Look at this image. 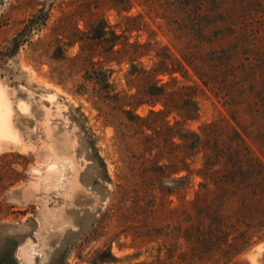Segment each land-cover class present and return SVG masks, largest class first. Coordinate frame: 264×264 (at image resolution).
Instances as JSON below:
<instances>
[{
    "label": "rangeland",
    "instance_id": "1",
    "mask_svg": "<svg viewBox=\"0 0 264 264\" xmlns=\"http://www.w3.org/2000/svg\"><path fill=\"white\" fill-rule=\"evenodd\" d=\"M0 91V264H264V0H0Z\"/></svg>",
    "mask_w": 264,
    "mask_h": 264
},
{
    "label": "trees",
    "instance_id": "2",
    "mask_svg": "<svg viewBox=\"0 0 264 264\" xmlns=\"http://www.w3.org/2000/svg\"><path fill=\"white\" fill-rule=\"evenodd\" d=\"M106 28H107V23L105 20H99L98 22L96 21L95 23H93L90 26V29H89L87 36L92 41H97L98 43H106V42L108 43L110 50L98 53V55L100 58H104V59H106V61H109L110 56L114 53H119L120 49H113V47L117 44L116 41H117L118 35H116L112 31L110 33V37H108ZM136 46L139 47V45H136ZM76 59H79V61L82 62V64H84L85 62L88 63L87 58H85V56H83L82 53ZM92 64L94 65V63H92ZM174 71H175V69H171V72H174ZM109 73H110V71H108V70H102V69L95 70L94 69V70H91L89 77L91 76L90 78L93 79V82L95 84H99L100 86H104V85L108 86L109 84H108L107 80L109 78ZM164 92H165L164 88L162 86H157L156 82H154L151 90L148 89L145 92V94L147 96L150 95L151 97H155L152 100V103L154 104L155 102H158L162 99L161 97L164 96V94H165ZM190 102H192V105H193V108L191 110L186 109L185 107H182V109L180 110L181 113H179V116L183 119H193L196 116V112L198 110L196 103H194L192 101V99L189 97H184L182 99V103L184 106H186ZM164 106H165V104H164ZM162 111L161 110H158V111H152L151 110L150 114L157 115L158 113L161 114ZM191 112H193V115ZM179 140H181V142L178 144L177 147H179V149L180 148L182 149V150L180 149L181 153H182L181 157L184 154H187V151H189V150L195 152V151H198L199 149H203V150L205 149L204 150V155H205L204 167H203V170L199 174L204 178V182L202 183V185L205 186L206 192L209 191L207 185L209 183H211V181L213 180V177H212L213 172H211V167H210L211 165L209 164V161L217 160L218 162H220V158H221L220 153L221 152L220 151H218L216 153L213 151L208 152V150L214 149V148H219V145L217 143L213 144V142H211L208 139L205 141V139H203L201 137V135H199L198 133H194V141H192V142H188L187 137L184 136L183 134L179 135ZM216 142H218V140H216ZM211 144H213V145L210 149L205 147V145L208 146ZM188 155L191 156L192 154H188ZM222 156H224V155H222ZM186 157H187V155L183 156V160ZM184 212H186V211H184ZM187 217L189 218L188 215H187ZM103 261H106V259H98L97 262H103Z\"/></svg>",
    "mask_w": 264,
    "mask_h": 264
},
{
    "label": "bare ground",
    "instance_id": "3",
    "mask_svg": "<svg viewBox=\"0 0 264 264\" xmlns=\"http://www.w3.org/2000/svg\"><path fill=\"white\" fill-rule=\"evenodd\" d=\"M8 114L7 99L0 91V140L12 136Z\"/></svg>",
    "mask_w": 264,
    "mask_h": 264
}]
</instances>
